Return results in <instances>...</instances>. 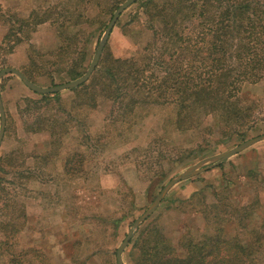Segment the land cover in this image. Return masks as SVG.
Wrapping results in <instances>:
<instances>
[{
	"label": "rangeland",
	"instance_id": "1",
	"mask_svg": "<svg viewBox=\"0 0 264 264\" xmlns=\"http://www.w3.org/2000/svg\"><path fill=\"white\" fill-rule=\"evenodd\" d=\"M126 1L0 0V72L17 69L44 88L80 79ZM143 1L122 14L101 58L143 52L152 38L144 14L136 15ZM12 25L20 31L4 42ZM74 72L80 77L73 79ZM94 72L87 86L49 100L15 74L0 82L6 113L0 264H117V250L134 222L170 180L264 135V77L244 84L239 94L253 119L224 135L215 115L178 130L173 104L120 109L104 93L100 74L93 80ZM28 97L38 102L28 106ZM217 219L227 238L257 241L256 264H264V140L174 186L140 227L123 262L139 264L136 238L149 225H159L177 246L181 237L214 232Z\"/></svg>",
	"mask_w": 264,
	"mask_h": 264
},
{
	"label": "trees",
	"instance_id": "2",
	"mask_svg": "<svg viewBox=\"0 0 264 264\" xmlns=\"http://www.w3.org/2000/svg\"><path fill=\"white\" fill-rule=\"evenodd\" d=\"M140 13L152 34L143 52L126 59L101 58L94 72L93 80L100 74L99 83L106 85L107 98L126 111L141 104H173L180 131L198 127L202 116L209 115L218 118L224 135L232 126H246L253 113L239 94L244 84L264 77V0H146L136 15ZM18 27H10L4 42L17 36ZM78 77L74 72L73 79ZM83 86L87 83L71 91ZM59 97L41 95L42 100ZM25 101L28 106L38 102ZM218 221L214 232L181 237L179 248L159 225H149L136 238L138 263L256 264L258 242L227 238Z\"/></svg>",
	"mask_w": 264,
	"mask_h": 264
},
{
	"label": "water",
	"instance_id": "3",
	"mask_svg": "<svg viewBox=\"0 0 264 264\" xmlns=\"http://www.w3.org/2000/svg\"><path fill=\"white\" fill-rule=\"evenodd\" d=\"M137 1L138 0H127L124 4H122L116 10V12L114 13V15H113L108 27H107L106 34L98 46V49L95 53L94 59L90 65L89 70L80 79L72 81V82H68V83H65L62 85H57V86H53L50 88H44V87H40V86L34 84L21 71L14 69V68H5L0 72V82H1L2 78L5 77L6 75L15 74L22 80V82L25 84V86H27L34 93L40 94V95H54V94L62 92L64 90H72V89H75V88L82 86L83 84H85L90 79L93 72L98 67L101 56H102L103 51L105 49V46H106V44L110 38V35H111L113 29L115 28L118 20L120 19L122 14L128 8L133 6ZM0 115H1V128H0V146H1L5 132H6V113H5L4 106H3L1 91H0ZM263 140H264V135L258 136L252 140L244 142L243 144L239 145L238 147H236V148H234L228 152L217 154V155H214L210 158L204 159V160L200 161L199 163H197L196 165L189 168L188 170H186L181 176L170 180V182L166 186H164V188L161 190L160 194L157 196V198L155 199L153 204L150 206V208L140 218H138L134 222L130 232L127 235V237L125 238V240L123 241V243L120 245V247L117 250V255H116L117 264H124V262H123L124 251L126 250L128 245L130 244V242L132 241V239L134 238V236L136 235V233L138 232L140 227L157 211V209L161 205L162 201L164 200V198L166 197L168 192L174 186H176L177 184H179L180 182H182L184 180L189 179L193 175L199 174L202 171H205V170L215 166L216 164H219L222 161L230 159L231 157L243 152L244 150L252 147L253 145H255V144H257Z\"/></svg>",
	"mask_w": 264,
	"mask_h": 264
}]
</instances>
